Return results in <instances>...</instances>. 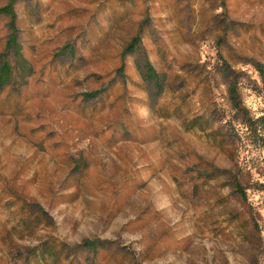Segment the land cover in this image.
<instances>
[{
	"label": "rangeland",
	"instance_id": "rangeland-1",
	"mask_svg": "<svg viewBox=\"0 0 264 264\" xmlns=\"http://www.w3.org/2000/svg\"><path fill=\"white\" fill-rule=\"evenodd\" d=\"M13 8L0 264H264V0Z\"/></svg>",
	"mask_w": 264,
	"mask_h": 264
},
{
	"label": "trees",
	"instance_id": "trees-1",
	"mask_svg": "<svg viewBox=\"0 0 264 264\" xmlns=\"http://www.w3.org/2000/svg\"><path fill=\"white\" fill-rule=\"evenodd\" d=\"M13 3H14V0H10V3L7 4L6 6L4 7H1L0 9V12L1 13H4V14H7L11 17V19H15V12H14V8H13ZM9 42L11 43L12 46L15 47L16 45V42H15V37H12ZM18 52V55L15 59V64H11V62L6 58V56L3 57V59L0 61V86L2 84H9L12 80H13V74H14V71L18 68V67H21L22 66V58L21 56H19V51H16ZM147 72L146 74L150 77V78H154V81H158V76L155 72V70L149 65L147 64ZM157 78V79H155ZM235 187H236V190L238 192H241V193H244L242 187L238 184V183H235ZM88 245H91L92 247H95V243L94 241H90V240H87L85 241Z\"/></svg>",
	"mask_w": 264,
	"mask_h": 264
}]
</instances>
